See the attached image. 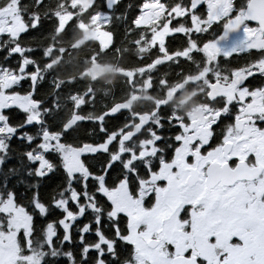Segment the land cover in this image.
<instances>
[{
  "label": "snow or ice",
  "instance_id": "obj_1",
  "mask_svg": "<svg viewBox=\"0 0 264 264\" xmlns=\"http://www.w3.org/2000/svg\"><path fill=\"white\" fill-rule=\"evenodd\" d=\"M132 8L0 0V264H264V0ZM85 23L150 53L125 70L164 90L150 110L93 115L55 75L42 41ZM184 83L199 114L170 106Z\"/></svg>",
  "mask_w": 264,
  "mask_h": 264
},
{
  "label": "trees",
  "instance_id": "obj_2",
  "mask_svg": "<svg viewBox=\"0 0 264 264\" xmlns=\"http://www.w3.org/2000/svg\"><path fill=\"white\" fill-rule=\"evenodd\" d=\"M51 2L54 3L55 0H51ZM140 2L141 0H122L125 6L133 5V8L129 10V15L136 11L135 6ZM81 38L82 33L70 27L61 35L57 36L56 33L51 35L42 43L52 44L53 51L50 55L55 75L60 81H71L75 88H88L95 94L96 102L99 104L98 109L93 111V115L98 113L101 103L111 102L113 99L126 101L132 94L141 95L140 79H135L132 86L129 87L126 83L127 77L122 74V71L145 62L137 60L135 57L140 55L147 57L150 55L149 52H138L129 42L121 40L119 36L114 41V47L119 51H115L114 48L101 51L98 44L75 48L74 44ZM96 66L108 67L109 70L100 72L93 77L90 72H93L92 69ZM24 87L26 88L27 84ZM152 93L154 94V91ZM135 108L134 112H138L137 105ZM70 112L69 109L66 115H70Z\"/></svg>",
  "mask_w": 264,
  "mask_h": 264
},
{
  "label": "flooded vegetation",
  "instance_id": "obj_3",
  "mask_svg": "<svg viewBox=\"0 0 264 264\" xmlns=\"http://www.w3.org/2000/svg\"><path fill=\"white\" fill-rule=\"evenodd\" d=\"M88 25L90 24L85 23V24L80 25L79 27L72 26L73 29H77L78 31L82 33V38L79 39L74 44L75 48L85 47L91 44H98L97 39L86 36V33L83 28H85ZM63 32L64 31L56 33V35L57 36L61 35ZM105 35L108 36L106 33ZM110 43L114 44V41L112 40L111 37H110ZM109 49L111 48H109L108 45H106L104 51H107ZM144 52H148V51H144ZM107 70H109V68ZM97 74L98 73H93L92 76L94 77ZM168 79H169V87H172V81L176 79L173 76L172 71H169ZM140 83H141V87L139 89L142 91L141 95L132 94L128 100L123 101L124 103L131 102L130 108H129L131 111H134L136 109L135 108L136 105L138 108V112L148 111L154 106L155 103H157L161 98H163V94H164L163 89L154 90L153 88H149L143 84L142 79H140ZM201 87L202 86H199V85L194 87L191 83L179 84L176 87H173L172 91L169 92L168 97H167L170 103V106L173 107V104H174V107L177 110L185 114L193 113V110L195 109L196 111L194 114H199V110L196 109V106L199 104V91ZM153 91H154V94L152 93ZM98 104L99 103L96 102V105H97L96 110L98 109ZM141 255L150 257L151 253L149 252V250L143 247V252H141Z\"/></svg>",
  "mask_w": 264,
  "mask_h": 264
},
{
  "label": "rangeland",
  "instance_id": "obj_4",
  "mask_svg": "<svg viewBox=\"0 0 264 264\" xmlns=\"http://www.w3.org/2000/svg\"><path fill=\"white\" fill-rule=\"evenodd\" d=\"M65 19H67V17H65ZM83 29H84L87 37L95 38L97 40H101V41H103L105 46L109 45L110 37L106 36L105 33L101 32L99 30V28L96 27L95 25L90 24ZM95 68H97V71H94ZM107 69H108L107 67L96 66V67H93L92 71H93V73H100V72L102 73L103 71H105ZM140 251L143 252V246L142 245L140 246Z\"/></svg>",
  "mask_w": 264,
  "mask_h": 264
},
{
  "label": "water",
  "instance_id": "obj_5",
  "mask_svg": "<svg viewBox=\"0 0 264 264\" xmlns=\"http://www.w3.org/2000/svg\"><path fill=\"white\" fill-rule=\"evenodd\" d=\"M94 71H97V68H95ZM90 74L93 75V72H90ZM122 74H124L126 76V72L125 71H123ZM130 103L131 102H127V103H124V104H125L126 107L130 108ZM253 175H255V173H253Z\"/></svg>",
  "mask_w": 264,
  "mask_h": 264
}]
</instances>
